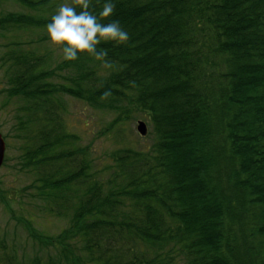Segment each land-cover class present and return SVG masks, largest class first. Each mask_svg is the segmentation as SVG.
Listing matches in <instances>:
<instances>
[{"label": "trees", "instance_id": "trees-1", "mask_svg": "<svg viewBox=\"0 0 264 264\" xmlns=\"http://www.w3.org/2000/svg\"><path fill=\"white\" fill-rule=\"evenodd\" d=\"M0 2L27 11L0 17L4 39L46 33L62 0ZM108 19L129 40L97 45L106 57L46 70L29 42L0 59L26 191L66 224L45 233L0 193L27 236L0 237V264H264V0H116ZM64 97L113 113L102 135L145 119L151 144L92 159Z\"/></svg>", "mask_w": 264, "mask_h": 264}, {"label": "rangeland", "instance_id": "rangeland-1", "mask_svg": "<svg viewBox=\"0 0 264 264\" xmlns=\"http://www.w3.org/2000/svg\"><path fill=\"white\" fill-rule=\"evenodd\" d=\"M22 12L27 13L13 2H0V17L7 13ZM4 36H6L4 39L0 38V59L10 50V47L6 49L9 44L36 42L30 45L37 50L39 55L45 54L46 70L55 68L63 61L62 52L58 48L50 47L47 31L46 33L22 32ZM43 36L47 38L46 42L38 44V39H42ZM8 68L2 65L0 61V132L6 142L5 162L0 168V193L16 215L31 219L37 229L55 235L66 227L65 222L46 217L37 211V202L33 191L29 190L31 193L26 191L32 185L34 178L29 173L22 172L19 167L21 141L15 137V126L18 125L17 110L20 109V103L16 99H9L3 92L7 89ZM53 82H57V80ZM64 103L66 105L65 124L69 133L78 138L75 147H88L92 159H103L108 153L122 147L138 150L151 144L152 140L149 138L151 128L145 119L129 121L119 130L108 135H102L103 130L114 120L115 115L113 113L95 110L85 102L73 98L64 97ZM139 121L145 122L147 126L148 134L144 137L140 136L136 129ZM5 233L8 234L9 240L17 239L21 246L26 244L25 231L18 228L8 208L0 198V237ZM15 234L18 236L14 237Z\"/></svg>", "mask_w": 264, "mask_h": 264}, {"label": "clouds", "instance_id": "clouds-1", "mask_svg": "<svg viewBox=\"0 0 264 264\" xmlns=\"http://www.w3.org/2000/svg\"><path fill=\"white\" fill-rule=\"evenodd\" d=\"M115 6L116 0H62L46 24L50 47L58 48L66 61L76 60L83 53L96 59L106 57L107 51L98 50L97 45L112 42L119 46L129 40L119 21L108 19L114 15ZM108 95L106 90L101 98Z\"/></svg>", "mask_w": 264, "mask_h": 264}, {"label": "water", "instance_id": "water-1", "mask_svg": "<svg viewBox=\"0 0 264 264\" xmlns=\"http://www.w3.org/2000/svg\"><path fill=\"white\" fill-rule=\"evenodd\" d=\"M137 131L141 136H146L147 135L146 124L144 122H139L137 125ZM5 152H6V143L2 134L0 133V168L4 163Z\"/></svg>", "mask_w": 264, "mask_h": 264}]
</instances>
